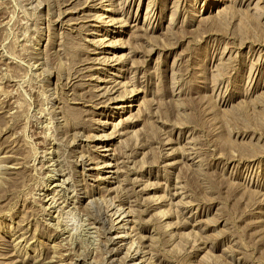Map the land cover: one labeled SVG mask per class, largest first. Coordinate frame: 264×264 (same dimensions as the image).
Listing matches in <instances>:
<instances>
[{"label":"rangeland","instance_id":"374dc122","mask_svg":"<svg viewBox=\"0 0 264 264\" xmlns=\"http://www.w3.org/2000/svg\"><path fill=\"white\" fill-rule=\"evenodd\" d=\"M0 264H264V0H0Z\"/></svg>","mask_w":264,"mask_h":264},{"label":"bare ground","instance_id":"6f19581e","mask_svg":"<svg viewBox=\"0 0 264 264\" xmlns=\"http://www.w3.org/2000/svg\"><path fill=\"white\" fill-rule=\"evenodd\" d=\"M107 9V8H106ZM105 10V9H104ZM109 9H107V11H108ZM132 107V105L130 104V106H127L126 108H131ZM101 169V168H100ZM54 177V176H53ZM128 229V228H127ZM83 230V229H82ZM128 238V236L125 234L124 235V233L122 234V235H118L117 237H115V240L117 241V243H119V242H123L124 241V239L125 238ZM70 238V237H69Z\"/></svg>","mask_w":264,"mask_h":264}]
</instances>
